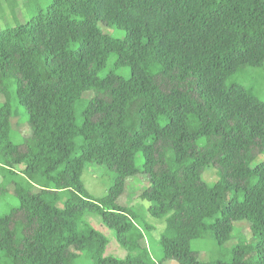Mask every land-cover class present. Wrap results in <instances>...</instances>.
Here are the masks:
<instances>
[{
	"label": "trees",
	"instance_id": "trees-1",
	"mask_svg": "<svg viewBox=\"0 0 264 264\" xmlns=\"http://www.w3.org/2000/svg\"><path fill=\"white\" fill-rule=\"evenodd\" d=\"M26 1L29 19L0 30V203L18 201L0 215V264H155L151 226L118 204L138 175L139 199L165 223L160 264H264V101L238 83L264 67V0ZM92 164L113 178L100 199L82 182ZM88 214L126 258L105 256ZM238 222L251 237L201 260L193 243L223 247Z\"/></svg>",
	"mask_w": 264,
	"mask_h": 264
},
{
	"label": "rangeland",
	"instance_id": "rangeland-1",
	"mask_svg": "<svg viewBox=\"0 0 264 264\" xmlns=\"http://www.w3.org/2000/svg\"><path fill=\"white\" fill-rule=\"evenodd\" d=\"M49 0H39L38 6L45 8ZM18 4L20 7L16 10L17 21L13 18L9 6ZM26 0H0V8L3 11L0 12V30L5 28L7 25L15 26L18 23H24L29 19L31 11L37 7V5H29ZM0 9V10H1ZM15 13V12H14ZM101 29L115 38L124 37V32L117 29H107L106 27L100 25ZM115 62V57L110 58L108 66L110 67ZM122 75L128 77L129 71L123 70ZM238 83L242 84L246 89L251 91L258 99L264 101V67L259 69H248L243 75L240 76ZM92 95L86 94L85 98H89ZM3 102V98L0 97V103ZM81 107L79 106L78 110ZM27 119V116H26ZM13 126L17 132L22 136H27L30 132L26 124H20L18 119L12 120ZM19 139V138H17ZM15 141H17L15 139ZM259 162V161H258ZM143 165V158L139 155L136 159V166L141 168ZM255 165V164H254ZM253 165V166H254ZM23 167H17V170H22ZM203 178L211 185L217 180L215 171L212 168H207L206 172L203 175ZM82 182L89 192L90 196L94 199H100L106 196L109 192L110 187L113 184V178L107 171L105 166L98 165H86L85 170L82 175ZM2 183V178L0 177V184ZM147 183V179L144 176L138 175L135 179H130L127 181L126 191L124 196L118 201L119 205L122 206H131L135 207L140 213H142L143 221L151 226V229L146 233L145 241L143 242L144 246L148 249V252L151 255V258L155 264H160L162 259L160 237L165 229V223L163 220H158L153 218L149 212L148 208L150 207L149 202H143L139 199V194L141 190ZM45 189L54 191V185L49 183L45 186ZM14 188L9 187V193L13 195ZM33 191L39 192L40 188H34ZM60 202L62 203L66 199V192H58ZM18 205V201L15 198H12L8 201L0 203V215L3 214L11 206ZM85 221L89 223L94 229L101 232L108 239V248L105 252V256H114L116 258L124 259L128 256L129 252L121 247L117 240L115 239L114 232L105 226L100 217L97 215H86ZM235 233L236 236L230 242H228L223 247L216 245L211 238L206 237L201 241H195L193 243V248H196L200 251V257L203 261H210L213 259H226L227 252L235 245L238 241L239 234L249 239L251 237L250 226L247 222H238L235 223ZM239 232V234H238ZM164 264H177L174 261H168Z\"/></svg>",
	"mask_w": 264,
	"mask_h": 264
}]
</instances>
